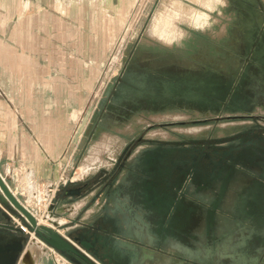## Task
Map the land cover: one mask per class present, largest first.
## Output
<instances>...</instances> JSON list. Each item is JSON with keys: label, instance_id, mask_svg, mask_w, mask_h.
Returning <instances> with one entry per match:
<instances>
[{"label": "crops", "instance_id": "crops-1", "mask_svg": "<svg viewBox=\"0 0 264 264\" xmlns=\"http://www.w3.org/2000/svg\"><path fill=\"white\" fill-rule=\"evenodd\" d=\"M135 2L0 0V175L36 217L51 216L61 234L66 222L68 230L101 225L104 218L122 222L135 240L132 264H248L238 250L245 227L218 229L211 238L203 213L176 214L182 224L174 222L175 215L159 213V226L150 232L147 213L136 214L141 220L130 227L124 221L132 215L120 205L116 210L107 192L82 193L71 203L52 201L50 210L41 206L40 197L54 194L73 163L81 130L77 120ZM203 18L196 15L197 26ZM161 24L163 19L154 25L155 34L170 40ZM41 244L36 264H58Z\"/></svg>", "mask_w": 264, "mask_h": 264}, {"label": "rangeland", "instance_id": "rangeland-1", "mask_svg": "<svg viewBox=\"0 0 264 264\" xmlns=\"http://www.w3.org/2000/svg\"><path fill=\"white\" fill-rule=\"evenodd\" d=\"M255 1L264 23V0ZM196 15L204 16L198 26ZM160 19L165 23L161 24L160 31L168 34L170 40L160 38L153 30ZM246 28L232 0H136L121 35L114 39L106 61L96 71L98 83L77 120L81 130L73 163L54 194L45 192L40 197L45 200L41 206L50 210L52 201L58 204L73 202L74 197L68 194L73 186L85 187L83 193L106 192L112 170L131 144L137 145L129 160L133 162L150 143L217 140L254 126L249 120L233 118L264 115L262 80L251 70L243 73ZM131 74L144 75L148 79L161 77L164 81L180 78L197 84L206 82L224 98L203 105L185 101H113L106 95L110 88L114 93ZM238 87L243 98L233 102ZM243 110L246 113L234 112ZM124 177L125 172L118 170L117 181L120 183ZM64 211L66 209L60 207L59 212L63 214ZM37 219L38 222L47 220L46 226L55 224L50 223L53 218L46 214L37 215ZM212 219L217 229L234 227L232 214H215ZM246 232L242 230V235ZM239 235L237 231V239ZM32 239L38 244L34 255L36 264L42 244L33 236L18 264Z\"/></svg>", "mask_w": 264, "mask_h": 264}, {"label": "flooded vegetation", "instance_id": "flooded-vegetation-1", "mask_svg": "<svg viewBox=\"0 0 264 264\" xmlns=\"http://www.w3.org/2000/svg\"><path fill=\"white\" fill-rule=\"evenodd\" d=\"M232 3L247 26L243 73L248 74L249 70L255 73L257 78H261L260 88L264 90V23L261 12L255 0H232ZM239 90L240 87L235 89L233 102L243 98ZM111 91L112 88L109 96L113 101L122 99L127 102L185 101L205 105L224 98L206 82L197 84L180 78L164 81L161 77L148 79L134 74L127 75L114 93ZM234 112L246 113L244 110ZM233 118L249 120L255 125L217 140L150 143L133 162L129 160L137 145H129L120 163L112 170L106 191L116 200V210L120 205L132 215V220L124 223L135 226V221L141 220L136 214L145 212L151 222L150 232H154L159 213L175 215L172 217L174 222L180 224L185 220L176 219L178 213H203L206 215L207 234L212 238L214 231L218 230L213 215L229 213L234 216V225L245 227L247 231L238 247L242 258L254 261V264H264V115ZM121 169L125 177L119 183L116 173ZM84 190L83 186H73L68 194L80 196ZM118 197L123 202L117 201ZM122 224L117 219L104 218L101 225L82 228L72 237L83 235L91 243L96 241L100 255L108 254L118 260L119 253L124 251L119 243L126 241L122 234L129 235L122 229ZM105 242L109 244L107 249ZM12 243L0 242V264H8L16 251ZM133 257L123 254L124 260L120 262L132 264Z\"/></svg>", "mask_w": 264, "mask_h": 264}, {"label": "water", "instance_id": "water-1", "mask_svg": "<svg viewBox=\"0 0 264 264\" xmlns=\"http://www.w3.org/2000/svg\"><path fill=\"white\" fill-rule=\"evenodd\" d=\"M110 90L111 88L106 95H109ZM14 220L21 223L33 237H36L47 247L59 253L71 264H123V262H120L123 259V254L134 256L135 245L132 244L133 237L125 232L122 237L126 241L123 240L119 243L124 251L121 254L119 253V258L116 260L108 254L100 255V249L96 246V241L91 243L83 235L79 238L72 237L82 228L68 230L69 226L61 225V230L65 232L61 234L59 229L55 228L57 225H39L36 216L12 193L0 175V242L7 244L13 242L12 245L16 248L8 264H18L21 253L23 254L25 246L31 238L19 229ZM72 222L74 223V221ZM104 247L106 249L109 248V244L105 242Z\"/></svg>", "mask_w": 264, "mask_h": 264}, {"label": "bare ground", "instance_id": "bare-ground-1", "mask_svg": "<svg viewBox=\"0 0 264 264\" xmlns=\"http://www.w3.org/2000/svg\"><path fill=\"white\" fill-rule=\"evenodd\" d=\"M50 223L53 224L55 222L53 220H50ZM39 225H47V220L43 219L39 221ZM37 250H38V244L32 239L26 249V252L24 254L21 264H35L34 255Z\"/></svg>", "mask_w": 264, "mask_h": 264}, {"label": "built area", "instance_id": "built-area-1", "mask_svg": "<svg viewBox=\"0 0 264 264\" xmlns=\"http://www.w3.org/2000/svg\"><path fill=\"white\" fill-rule=\"evenodd\" d=\"M25 206V205H24ZM26 207V206H25ZM27 208V207H26ZM28 209V208H27ZM29 210V209H28ZM30 211V210H29ZM31 212V211H30ZM33 215H35V213L31 212ZM36 216V215H35ZM37 218V217H36ZM15 223H17V226L19 227V229H21L25 235H28L30 237H32L33 235H31L28 230L21 224L18 223L17 221L14 220ZM49 249V253L50 255L54 258L57 259L58 261H60L58 264H71L70 262H68L64 257H62L59 253H57L56 251Z\"/></svg>", "mask_w": 264, "mask_h": 264}]
</instances>
